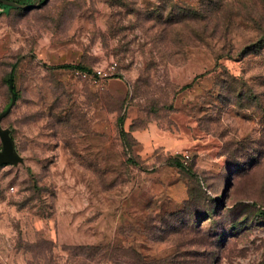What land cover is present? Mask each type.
Returning a JSON list of instances; mask_svg holds the SVG:
<instances>
[{"label":"rangeland","instance_id":"1","mask_svg":"<svg viewBox=\"0 0 264 264\" xmlns=\"http://www.w3.org/2000/svg\"><path fill=\"white\" fill-rule=\"evenodd\" d=\"M5 6L0 264H264V0Z\"/></svg>","mask_w":264,"mask_h":264},{"label":"water","instance_id":"2","mask_svg":"<svg viewBox=\"0 0 264 264\" xmlns=\"http://www.w3.org/2000/svg\"><path fill=\"white\" fill-rule=\"evenodd\" d=\"M41 0H35L32 4H22L12 0H0L1 4L12 6V7H19V8H32L37 6ZM9 89L11 92V101L9 105L0 113V121L1 119L10 111L11 107L13 106L16 96L12 89V80L10 78ZM0 165L12 164L16 165L19 162H22V157L16 152L15 143L13 138L10 135V131L7 128H3L0 125Z\"/></svg>","mask_w":264,"mask_h":264},{"label":"trees","instance_id":"3","mask_svg":"<svg viewBox=\"0 0 264 264\" xmlns=\"http://www.w3.org/2000/svg\"><path fill=\"white\" fill-rule=\"evenodd\" d=\"M12 1H15V2H18V3H26L27 1H29V0H12ZM31 1V0H30ZM46 1H48V0H41V2L39 3V4H43V3H45ZM38 4V5H39ZM5 7H7V8H14V7H12V6H5ZM33 8V7H32ZM27 10H29V9H31V8H26ZM263 46V41H262V43H261V45H260V47H262ZM247 49V48H246ZM246 49H245V51H246ZM58 68H67V69H80V70H82V71H91L90 69H87V68H85L84 66H82V65H79V64H62V65H60V66H57ZM8 83L10 82V79H9V76H8ZM12 89H13V91H14V93H15V90H14V87H13V85H12ZM9 91H10V89H9ZM11 93V92H10ZM6 107L7 106H5V108H4V110L6 109ZM9 113V112H8ZM7 113V114H8ZM6 114V115H7ZM5 115V116H6ZM4 116V117H5ZM121 121V120H120ZM1 122V121H0ZM0 125H1V123H0ZM2 127V126H1ZM11 137H12V135H11ZM13 138V137H12ZM176 163V165H178V166H181V164L178 162V161H176L175 162ZM198 196H201V194H200V192H198ZM210 214V212L209 213H207L206 212V214H204V219H206L207 217L209 218V215ZM136 257H137V264H194V262H188L186 259H184L183 257H180V258H178L180 255H185V254H180V253H173L172 255H170V256H168V257H165V258H162V259H159V260H146L142 255H140V254H138V252H134L133 253ZM111 256H112V253H111V251H109L108 249L104 252V257L105 258H107L108 260L111 258ZM134 257V256H133ZM135 258V257H134ZM139 262V263H138Z\"/></svg>","mask_w":264,"mask_h":264},{"label":"built area","instance_id":"4","mask_svg":"<svg viewBox=\"0 0 264 264\" xmlns=\"http://www.w3.org/2000/svg\"><path fill=\"white\" fill-rule=\"evenodd\" d=\"M117 68V62L110 60L105 67L95 68L91 71L80 72L81 76L94 85L96 88L103 90L106 87L108 79L114 74ZM186 157H188L186 155ZM10 191H13V186L9 187Z\"/></svg>","mask_w":264,"mask_h":264}]
</instances>
